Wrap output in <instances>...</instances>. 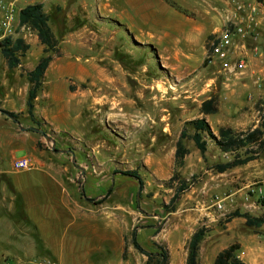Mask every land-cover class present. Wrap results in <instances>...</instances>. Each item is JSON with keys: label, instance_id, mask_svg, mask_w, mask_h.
Segmentation results:
<instances>
[{"label": "crops", "instance_id": "obj_1", "mask_svg": "<svg viewBox=\"0 0 264 264\" xmlns=\"http://www.w3.org/2000/svg\"><path fill=\"white\" fill-rule=\"evenodd\" d=\"M206 2L16 1V25L23 8L42 4L54 33L68 34L63 48L59 45V53L53 55L34 103L35 118L55 140L56 150L30 129L36 126L27 106H14L18 99L27 103L30 83L26 73L35 69L45 46L35 31L17 25L12 38H23L30 49L12 70L0 54L2 253L26 259L45 257L54 264H126L124 208L108 206L103 200L110 191V177L116 176L109 173L113 160L104 154L109 149V129L101 124L109 119L120 122L122 116L134 120L123 105L132 102L124 88L134 80L135 70L132 62L118 57L122 52L118 35L124 30L163 33L180 73L187 72L189 54L199 49L204 58L209 41L222 24L215 3ZM4 14L0 8V20ZM240 83L248 95L260 94L252 81ZM5 111L19 114L21 126ZM70 146L75 147L74 155L64 152ZM23 157L32 160L31 169L14 168V159Z\"/></svg>", "mask_w": 264, "mask_h": 264}, {"label": "rangeland", "instance_id": "obj_2", "mask_svg": "<svg viewBox=\"0 0 264 264\" xmlns=\"http://www.w3.org/2000/svg\"><path fill=\"white\" fill-rule=\"evenodd\" d=\"M55 34L63 48L68 33ZM118 36L122 42L121 58L132 62L135 70L134 80L124 88L132 102L123 105L134 120L122 116L120 122L109 119L101 124L109 129L110 144L104 154L113 160L109 173L116 176L110 177L107 188L113 192L109 191L103 200L108 206L124 208L126 264L148 261L132 244L134 230L146 251H158L160 245L169 251V264H186L188 243L202 227L208 233L201 244L199 264H214L217 254L235 243L240 245L239 256L246 264H264V227L250 228L240 217L230 219L235 211L264 216V153L247 165L219 173L215 166L233 161L235 153L223 152L208 139V150L202 154L187 139L189 154L185 163L182 167L175 164L176 144L187 121L206 118L217 135L222 127L247 131L263 123L264 101L259 95L250 101L242 80L220 73L199 49L189 54L187 72L180 73V65L168 50V37L164 38L163 33L124 30ZM211 98L217 99L218 111L204 115L202 104ZM14 106L19 109L26 106V101L18 99ZM188 132L192 134L193 130L188 128ZM42 139L46 144L43 136ZM70 150L75 147L70 146ZM125 171L137 172L143 187L135 178L125 176ZM182 181L190 188L172 211L171 199ZM220 201L222 209L216 205ZM3 250L0 247V264L7 260L24 264L46 259L11 257Z\"/></svg>", "mask_w": 264, "mask_h": 264}, {"label": "trees", "instance_id": "obj_3", "mask_svg": "<svg viewBox=\"0 0 264 264\" xmlns=\"http://www.w3.org/2000/svg\"><path fill=\"white\" fill-rule=\"evenodd\" d=\"M19 21L20 25L28 26L35 31L40 42L45 46L44 56L39 60L35 69L26 73L27 80L30 83L26 103L27 113L37 128H43L42 124L35 118L34 103L42 89L44 75L53 60V55L59 53V40L50 25V15L45 12L42 4L29 5L23 8L19 12ZM29 49L30 45L23 38L13 39L8 37L0 40V52L10 70L20 66L22 57L25 56ZM118 57L122 60L121 56ZM217 111L218 101L216 98H211L202 104L201 113L204 115L215 114ZM4 113L19 119V114L7 111ZM188 128L193 130L192 134L188 132ZM45 133L47 134L46 130ZM187 139L192 140L202 154H205L208 150V139L214 142L223 152L235 153L233 161L215 166L217 172L225 173L235 167L247 165L264 153V121L254 129L241 132L234 131L230 127H222L219 129L218 135L214 133L206 118L187 121L176 144L175 164L177 167L184 165L185 158L189 154V149L185 145V140ZM39 147L43 148V145L39 143ZM123 174L135 178L139 185L143 187V181L137 172L125 171ZM189 188L190 186L186 181H182L180 187L176 188L175 194L171 199L172 211L175 209L174 205L181 198V195ZM110 192L112 193L113 189H110ZM88 200L92 202L94 199ZM261 202L264 203V199ZM235 217L244 218L245 224L250 228L264 227V216L255 217L249 213L235 211L231 214L230 219ZM207 233L208 229L202 227L192 235L188 243L186 264H199L201 244ZM132 244L136 250L147 256V264H151L153 261H155V264H169L170 255L168 249L158 245V251H146L138 240L136 230L132 233ZM239 250L240 245L238 243L230 245L217 254L214 264H246L240 258Z\"/></svg>", "mask_w": 264, "mask_h": 264}, {"label": "built area", "instance_id": "obj_4", "mask_svg": "<svg viewBox=\"0 0 264 264\" xmlns=\"http://www.w3.org/2000/svg\"><path fill=\"white\" fill-rule=\"evenodd\" d=\"M17 0H0L4 17L0 20V40L15 34L18 26L31 31L28 26L15 24ZM215 3L222 22L220 29L209 41L207 58L227 77L250 80L260 91L264 101V0H203ZM253 101L255 95L249 94ZM17 170H29L33 162L29 157L14 159ZM217 208L222 209V202ZM5 264H16L5 261ZM20 264V263H18ZM24 264H54L47 259H34Z\"/></svg>", "mask_w": 264, "mask_h": 264}, {"label": "water", "instance_id": "obj_5", "mask_svg": "<svg viewBox=\"0 0 264 264\" xmlns=\"http://www.w3.org/2000/svg\"><path fill=\"white\" fill-rule=\"evenodd\" d=\"M6 115H7L10 119H12L14 122H16L18 125L21 126V123H20V121H19L17 118H15V117H13V116H10L9 114H6ZM22 129H23V130H27V128H24V127H22ZM30 129H31L32 131H35V132L39 133L40 135H42V136L45 138V140H46L47 142H49V143L52 145V149H53V150H56V143H55V140H54L51 136H49L48 134H46L44 130H42L41 128H37V127H31ZM64 152H66V153H70V154H73V155H74V152L71 151V150L64 151Z\"/></svg>", "mask_w": 264, "mask_h": 264}]
</instances>
